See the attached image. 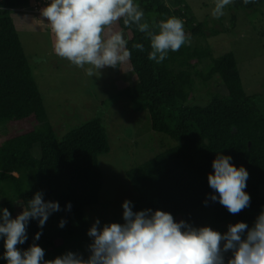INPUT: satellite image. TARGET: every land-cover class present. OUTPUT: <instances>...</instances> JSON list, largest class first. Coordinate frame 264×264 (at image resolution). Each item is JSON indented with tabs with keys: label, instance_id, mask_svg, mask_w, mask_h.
<instances>
[{
	"label": "trees",
	"instance_id": "1",
	"mask_svg": "<svg viewBox=\"0 0 264 264\" xmlns=\"http://www.w3.org/2000/svg\"><path fill=\"white\" fill-rule=\"evenodd\" d=\"M136 2L150 28L154 29L161 19L178 17L189 39L179 51H170L157 64L148 59L149 42L135 25L125 27L120 20L112 26L114 31L124 32L131 55L118 67L107 69L113 71L114 77L134 73L136 82L121 87L117 93L109 82L101 88L94 85L93 89L102 99L105 94L113 102L127 99L134 112L147 113L153 133L176 142L125 170L126 181L136 193L130 200L133 210L160 209L177 221L210 226L222 233L230 223L243 221L251 226L264 209V96L243 87L233 49L216 56L209 45L199 43L207 30L213 35L219 33L209 26L215 20H198L187 0ZM35 3L36 0H0V128L6 129L0 134V206L8 208L15 218L22 211L15 202L27 201L42 191L45 200L58 201L61 207L49 217L36 241L45 250V259H54L66 251L79 252L87 258L91 240L87 236L90 223L85 208L99 203L103 176L98 158L110 152L111 147L106 125L99 117L89 118L63 135L55 131L11 17L12 9L30 8ZM263 4L264 0L248 4L234 0L226 6L230 11L229 25L234 26L238 12H242L249 18L256 17L254 21H261L262 27ZM228 16L218 19L221 25ZM261 29L262 32L264 27ZM138 43L144 45L143 52L134 47ZM214 76L223 92L207 90L205 101L193 102L198 83L207 85ZM129 130L132 127L125 132ZM36 143L39 156L33 153ZM217 153L230 155L235 166L243 165L249 173L245 191L250 195V206L238 214L229 213L218 201L209 199L207 205L204 203L213 192L207 176L213 171L211 165ZM68 202L72 205L70 211L65 208ZM62 218L66 220L64 228L58 227ZM38 231L36 221H31L27 226L28 240L17 247L26 249ZM3 251L0 241V254ZM0 264L6 262L0 260Z\"/></svg>",
	"mask_w": 264,
	"mask_h": 264
},
{
	"label": "clouds",
	"instance_id": "2",
	"mask_svg": "<svg viewBox=\"0 0 264 264\" xmlns=\"http://www.w3.org/2000/svg\"><path fill=\"white\" fill-rule=\"evenodd\" d=\"M234 0H215L211 15L219 19L224 9ZM251 0H243L244 4ZM36 6L42 8L54 34L53 51L87 75L105 67L116 68L130 58L128 41L122 30L112 26L122 20L125 27L135 25L149 42L148 59L157 64L168 53L179 51L188 42L184 22L178 17L161 19L150 28L145 13L136 0H36L30 8H14L11 16H22ZM16 25V23H15ZM16 28V27H15ZM134 47L144 51L143 44ZM88 66V67H86ZM230 155L217 153L208 174L213 190L204 201L219 202L231 214H238L250 206V195L245 191L249 173L241 165L232 163ZM22 208L15 218L8 208L0 206V241L4 251L0 260L6 264H264V209L251 226L239 221L227 225L223 233L210 226H195L186 220L160 209L133 210L130 200L122 202L123 222L102 223L96 218L87 231L91 242L88 256L66 251L54 259H45V250L36 241L40 239L49 217L61 210L58 201L45 200L37 191L27 201L17 200ZM72 208L71 202L65 205ZM36 221L40 231L25 249L27 226ZM66 220L59 221L64 228Z\"/></svg>",
	"mask_w": 264,
	"mask_h": 264
},
{
	"label": "rangeland",
	"instance_id": "3",
	"mask_svg": "<svg viewBox=\"0 0 264 264\" xmlns=\"http://www.w3.org/2000/svg\"><path fill=\"white\" fill-rule=\"evenodd\" d=\"M187 1L198 20H215L210 22L209 26L219 30L215 35L207 30V35L200 37L199 43L203 46L209 45L216 56L233 49L243 87L247 92H257L264 96V36L260 37V33H264V29L261 32L263 23L254 21L256 17L249 18L238 12V20L231 27L228 16L230 11L225 7L224 15L228 17L221 25V22L211 15L215 0ZM39 8L40 6H36L29 11L32 15L11 17L14 24L16 23L20 41L55 131L58 135H63L83 121L99 117L104 120L111 147L110 152L98 158L103 186L99 203L86 207L85 217L90 226L96 218L102 223L122 222V202L131 200L136 194L126 181L125 170L141 164L164 148L174 146L176 142L164 134L153 133L147 113L134 112L127 99L118 98L113 102L108 99V94L104 95L105 99L97 96L94 85L101 88L105 82L112 83L113 91L117 93L121 87L136 82L135 74L120 73V76L114 77L113 71L105 67L100 72L94 70V76H89L85 69L78 68L67 59L56 55L50 44L54 40V34L51 30L47 31L50 25L47 24V19L42 17L41 11H38ZM262 8L264 10V6ZM197 88L193 102L205 101L207 90L223 92V86L215 76L207 85L198 83ZM127 127H132V131L125 132ZM5 130L1 127L0 134ZM33 153L35 156L40 154L37 143L33 147Z\"/></svg>",
	"mask_w": 264,
	"mask_h": 264
},
{
	"label": "built area",
	"instance_id": "4",
	"mask_svg": "<svg viewBox=\"0 0 264 264\" xmlns=\"http://www.w3.org/2000/svg\"><path fill=\"white\" fill-rule=\"evenodd\" d=\"M40 10H41V8H40Z\"/></svg>",
	"mask_w": 264,
	"mask_h": 264
}]
</instances>
